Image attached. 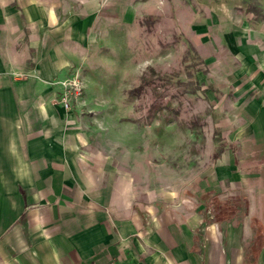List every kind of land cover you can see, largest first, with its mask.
Masks as SVG:
<instances>
[{
	"label": "crops",
	"instance_id": "crops-1",
	"mask_svg": "<svg viewBox=\"0 0 264 264\" xmlns=\"http://www.w3.org/2000/svg\"><path fill=\"white\" fill-rule=\"evenodd\" d=\"M139 9L0 0V264H264V19L243 0L214 3L195 24L229 110L192 186L137 187L101 148L85 102H58L55 83L76 71L89 81Z\"/></svg>",
	"mask_w": 264,
	"mask_h": 264
},
{
	"label": "rangeland",
	"instance_id": "rangeland-1",
	"mask_svg": "<svg viewBox=\"0 0 264 264\" xmlns=\"http://www.w3.org/2000/svg\"><path fill=\"white\" fill-rule=\"evenodd\" d=\"M226 1L138 0V22L121 50L107 52L89 81L82 76L81 105L96 120L101 148L121 159L139 188L192 186L220 149L228 100L211 82L199 50L209 42L195 24ZM243 4L264 13V0Z\"/></svg>",
	"mask_w": 264,
	"mask_h": 264
},
{
	"label": "built area",
	"instance_id": "built-area-1",
	"mask_svg": "<svg viewBox=\"0 0 264 264\" xmlns=\"http://www.w3.org/2000/svg\"><path fill=\"white\" fill-rule=\"evenodd\" d=\"M62 87L58 102L67 111L76 104H80L84 95V83L81 72L76 71L70 78L56 82Z\"/></svg>",
	"mask_w": 264,
	"mask_h": 264
},
{
	"label": "trees",
	"instance_id": "trees-1",
	"mask_svg": "<svg viewBox=\"0 0 264 264\" xmlns=\"http://www.w3.org/2000/svg\"><path fill=\"white\" fill-rule=\"evenodd\" d=\"M247 12L254 14L257 19H264V13L260 9H257L255 7H248Z\"/></svg>",
	"mask_w": 264,
	"mask_h": 264
}]
</instances>
